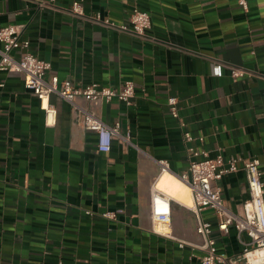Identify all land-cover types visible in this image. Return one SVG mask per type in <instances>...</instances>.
Listing matches in <instances>:
<instances>
[{"label":"crops","instance_id":"obj_1","mask_svg":"<svg viewBox=\"0 0 264 264\" xmlns=\"http://www.w3.org/2000/svg\"><path fill=\"white\" fill-rule=\"evenodd\" d=\"M72 4L0 0V29L21 28L29 51L51 63L47 80L115 90L130 81L135 96L131 105L76 97L107 125L119 124L104 153L71 103L53 94L57 123L47 126L24 75L0 72V264H200L203 239L181 178L190 149L240 166L258 158L264 182V0H249L247 10L238 0H85L82 16ZM135 8L151 15L145 37L104 22L129 25ZM233 67L246 75L233 77ZM217 184L225 206L242 214L250 198L245 170ZM156 188L171 198L169 234L154 230ZM108 211L120 212L111 220ZM201 217L212 224L219 255L240 254L234 226L224 234L213 211Z\"/></svg>","mask_w":264,"mask_h":264},{"label":"built area","instance_id":"obj_2","mask_svg":"<svg viewBox=\"0 0 264 264\" xmlns=\"http://www.w3.org/2000/svg\"><path fill=\"white\" fill-rule=\"evenodd\" d=\"M54 2L55 0H51ZM85 0H73L72 12L79 16L84 14L83 4ZM239 5L247 10L249 0H238ZM101 19L100 14L96 17ZM104 22L121 31H126L134 35L145 37L152 27L151 15L148 11L138 8L133 10L129 25L117 26L109 20ZM21 28L10 25L0 29V72L20 73L24 75V86L32 91L40 102V107L45 113V123L47 126H54L57 123V108L51 101V96L56 94L71 103L76 112L81 114L84 127L87 130L96 132L97 148L99 152L108 153L111 151L113 137L119 132V124L109 126L92 110H86L75 103L78 96H83L94 105L101 101H111L114 98L124 101L127 105L132 104L135 96V85L127 82L121 90L109 87H101L98 84H90L84 87H76L69 80L60 81L58 76L46 79V73L51 69V63L37 58L29 51L30 42L22 40ZM14 52H18L14 55ZM246 70L231 69V75L241 78L246 75ZM4 83L0 82V88ZM167 105L174 118L179 119V101L177 97L170 96ZM183 126L185 124L183 123ZM184 138L187 142H192L195 138L189 131H184ZM203 140V138H201ZM193 159L190 161L186 172L181 176L182 180L188 184L192 193V204L189 209L196 215L197 232L203 239L200 246L204 252L200 264H264V256L251 259L250 255L254 251H261L264 254V182L260 160L252 158L240 166V160H226L223 156L210 157L205 151L195 148L190 149ZM162 170L169 168L165 160H161ZM245 170L250 198L243 205L242 214H234L224 204L221 187L218 181L230 173L240 169ZM205 210H211L218 219V228L222 233H228L231 226H234L239 240L242 244L240 254L225 258L217 252V242L212 238V224L202 219L201 214ZM120 211H108L103 214L107 219H116ZM151 217L154 223L155 232L169 234L167 230L171 225V198L158 188L151 197ZM246 237L247 239H245Z\"/></svg>","mask_w":264,"mask_h":264},{"label":"bare ground","instance_id":"obj_3","mask_svg":"<svg viewBox=\"0 0 264 264\" xmlns=\"http://www.w3.org/2000/svg\"><path fill=\"white\" fill-rule=\"evenodd\" d=\"M191 204H192V201L189 200L187 205H191ZM261 256H264V254L261 251H254V252L251 253L250 258L251 259H256V258H259Z\"/></svg>","mask_w":264,"mask_h":264}]
</instances>
